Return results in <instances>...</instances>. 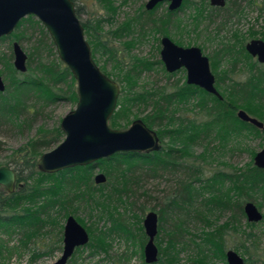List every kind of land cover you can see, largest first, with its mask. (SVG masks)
Listing matches in <instances>:
<instances>
[{
  "label": "trees",
  "instance_id": "16d2710c",
  "mask_svg": "<svg viewBox=\"0 0 264 264\" xmlns=\"http://www.w3.org/2000/svg\"><path fill=\"white\" fill-rule=\"evenodd\" d=\"M72 1L75 4V0ZM101 1L105 2L111 14L115 12L109 0ZM161 4H157L152 10L141 9L136 15L126 17L110 34L114 39L126 38L123 41L126 44L139 42L147 33L152 37L156 35L153 39H156L159 51L160 35L169 36L171 28L184 32L186 24L182 23L178 11L185 7L193 10L189 17L193 31H196L202 24L204 27L214 24L219 19V11L224 9L211 6L209 0H200L198 3L184 0L178 10H165L157 16L155 12ZM75 9L80 19L81 7L75 4ZM80 21L93 58L98 53L107 55L108 59L115 61L114 66L120 73L117 78L120 95L108 120L109 126L119 128L121 123H128L130 117L135 118L138 112L146 111L142 120L148 127H156L161 147L158 151L148 153L117 152L94 164L45 173L37 169V159L42 154V149L60 142L63 132L59 126L41 130L36 137L14 149L6 165L2 166L10 167L12 164L16 180L12 192L0 186V230L9 234L20 233V242L26 246L33 238L45 234L47 227L57 225L59 217L73 215L89 233V241L86 245L77 247L71 257L85 248L107 252V239H112L114 234L126 238L132 235L126 216L118 211V207L123 205L127 208L132 205L128 198L135 194L145 178L170 173L177 175L172 195H168L157 206L158 209L156 206L150 208L158 214L155 243L159 253L156 263L178 262V253L189 245L185 235L189 234L187 227L190 221L200 220L206 222L207 227L214 226L208 220L213 212H230L227 222L201 234L202 243L196 244V254L189 257L194 264H204L211 257L219 258L226 264L224 234L227 229L236 230L240 219L246 218L243 212L245 201L251 200L261 208L264 201V168H258L250 161L246 168L216 170L205 176L202 164L197 160L205 162L212 156L209 152L212 140L218 141L219 149L226 148L232 140L251 135L261 137V144H264V128L261 130L249 122L241 121L236 115L238 109H244L264 123V65L245 50L242 41L238 48L235 45H224L209 56L211 70L215 75V86L221 99L196 85L187 84L184 78L180 84H151L147 87L146 82L139 84L143 71L157 67L166 78L174 74L166 72L160 58L149 60L145 57H134L130 64L121 63L118 50L108 45L107 40L100 34L99 19L94 23ZM226 21L227 17L218 23L217 28ZM8 40L19 43L29 41L30 45L26 52L24 72L14 68L12 53L0 55L2 73H5V89L0 91V135L13 129L29 128L33 119L47 104L59 99H70L76 103L78 100L74 77L59 59L47 30L35 16L22 18L10 35L0 38V42ZM174 42L184 44L180 38ZM241 59L247 66L244 73L246 76L236 79L232 74ZM223 62H227V66L219 72V66ZM175 72L184 74L185 69ZM186 110H197L205 118L197 120L187 115ZM195 145H202L203 153L190 160V149ZM99 172L105 175L106 180L97 184L95 176ZM77 209L86 211V215L93 222L87 224L83 218L78 217ZM95 211L98 214L94 215ZM95 217L97 220L106 218L111 225L105 230L98 229V221L93 220ZM130 217L137 218L138 223L143 220L134 214ZM246 225L252 228L255 223L246 221ZM138 231L144 245L147 237L142 224H139ZM62 238L58 239V244L47 245L42 253L50 254L61 249ZM257 240L256 234L246 232L241 247L234 248L246 255L244 264L257 261ZM2 247L0 243V253L4 249ZM70 261L71 258L67 263Z\"/></svg>",
  "mask_w": 264,
  "mask_h": 264
},
{
  "label": "rangeland",
  "instance_id": "374dc122",
  "mask_svg": "<svg viewBox=\"0 0 264 264\" xmlns=\"http://www.w3.org/2000/svg\"><path fill=\"white\" fill-rule=\"evenodd\" d=\"M109 1L113 8H115V12L112 14L110 13L109 8H107V5H105V2L101 0H75V4L81 7L80 20H88L94 23L99 19L100 34H102L103 38L107 40L108 45H112L118 50L119 53L117 55L121 63L130 64L133 62L134 57H145L149 60L159 59L160 54L159 51H157L156 39H153L156 35H153L152 37L147 33L140 39L139 42L137 41L133 42V44H126L123 43L126 38L114 39L110 34V31L115 29L122 21L125 20L126 17L136 15L141 9L146 10L144 5L147 0ZM194 1L198 3L200 0ZM232 2L235 3L233 4ZM167 5L168 2H162V4L157 7L155 15L158 16L164 13L165 10H168ZM189 9L191 8L185 7L182 11H178L182 23L186 24L185 29L183 28L184 32L181 33V31L171 28L169 37L173 41L180 38L184 43L182 46L185 47H200L203 54L208 57L214 52V50L221 48L224 45H235V47L238 48L242 41L246 44V42L252 38L264 40V0H227L224 9L219 11V19L208 27H204V24H202L196 31H193V24L189 17V14H191L193 10ZM226 17V23L217 28L218 23L226 19ZM135 35H137V33ZM160 37L161 35L159 36V40ZM187 43H190V45H186ZM19 44L25 52H28L30 45L29 41H24ZM2 53H12V41L10 42L8 40L0 42V55ZM93 59L104 74L118 82L117 78L120 77V73L114 66V60L108 59L107 55L101 53L96 54ZM226 66L227 62H223L222 65L219 66V72H221V69H224ZM154 67H156V65H154ZM246 67L247 66L244 65V60H239L235 66V72L232 76L236 79L245 78L246 75L244 73ZM2 71L3 64L0 62V75L4 79L5 73H2ZM171 74H174V76L166 78L163 72L157 67L149 71H143L140 75L139 84L146 82L147 87L151 84H155L156 86H162L164 84L171 85L174 83L180 84L183 78H186V73L183 74L182 72H175ZM63 88H66V86ZM75 106L76 102H73L70 99H59L54 103L43 106L41 113L33 119L29 128H24L22 130L13 129L7 133H1L0 166L2 167L6 165L14 149L22 144H25L31 138L36 137L41 130L52 129L56 126L60 127L62 117L68 111L74 109ZM186 113L189 116L195 117L197 120H203L205 118L204 114L197 112V110H186ZM145 114L146 111L138 112V115L135 116V118L130 117L128 123H121V127H119V129H126L134 119H142V116ZM152 129L156 130V127ZM63 138L64 134L61 137L60 142ZM261 141V137L251 135L245 138L232 140L226 148L219 149L217 147L218 141L212 140L210 144L211 149L209 151L212 156H209L205 162H201L200 159H198L197 162L202 164V170L205 176H209L216 170L231 171L236 168H246L250 161L253 162V157L256 152L264 145L261 144ZM59 143H53L48 148L42 149L41 152L43 153L49 151ZM190 153V160H193L192 158H195V156H199L203 153V146H193L190 149ZM11 166L12 164H10V167ZM176 178L177 175L170 173H162L159 177L145 178L140 183V187L137 188L135 194H131L128 198V202H131L129 204L132 205L127 206V208L123 205L118 207V211L121 212V214H125L127 219L126 222L128 223V227L134 238L132 235H129L126 238V236H117L114 234L112 239H107V243L109 245L107 252H103L99 249L94 251L90 248H85L76 252L73 258L70 257L71 261L69 264H145L143 251L144 245H142L138 231V226L139 224H142L143 220L141 223H138L136 221L137 218H131L130 215L132 216L134 214L138 218H143L146 212L150 211L151 207L156 206V209H158L157 206L164 202L168 195H172ZM199 206L202 207V205ZM260 210L263 217L259 222H256L252 228L246 225L247 219L243 217L237 224L238 226H236V230L227 229L224 234L226 249H234L236 246L241 247L246 232L256 234L258 237V240L255 243V246L257 247L255 250L257 254L255 258L257 261L255 263L246 262L245 264H264V201H262ZM76 213L77 216L83 218L87 224L93 222L91 218H88L86 211L83 209H77ZM93 213L94 215L98 214L96 211ZM229 214L230 212H223L221 214L213 212L212 215H208V220L214 223V226L209 227L206 226V222L200 220L190 221L187 227L189 234L185 235L186 240H189L186 241L189 245L186 249L178 253L177 257L179 260L176 264H194L190 261L189 257L196 254V244L202 243L203 235L201 234L205 231H211L216 226L223 225L229 220ZM94 219L98 221L96 224L98 229L100 228L101 230H105L111 225L106 218L97 220V217H95L93 220ZM58 222L59 223L55 226L47 227L45 230L46 232L44 231L45 234L38 235L33 238L27 242L26 246H23L20 242L22 237L20 233L9 234L5 233L1 229L0 243L3 245L4 249H1L2 253H0V264H51L61 254L63 247L62 241L60 242L61 249H56L50 254L42 252L45 251L47 245L58 244V239L63 237L65 218L59 217ZM160 236H163V234H160ZM162 245L164 246L165 243L163 242ZM238 254L246 259V255H242L239 251ZM204 264L225 263L219 258L211 257Z\"/></svg>",
  "mask_w": 264,
  "mask_h": 264
},
{
  "label": "water",
  "instance_id": "95a60500",
  "mask_svg": "<svg viewBox=\"0 0 264 264\" xmlns=\"http://www.w3.org/2000/svg\"><path fill=\"white\" fill-rule=\"evenodd\" d=\"M184 0H147L144 8L152 10L157 4L168 2L169 11L178 10ZM227 0H209L215 7H224ZM35 16L47 30L53 41L59 59L68 67L76 81L77 103L60 121L63 140L53 149L43 152L36 162L39 171L54 173L75 166L90 165L117 152H152L161 147L156 131L148 127L141 118L134 119L126 129L112 128L108 124L120 93L119 84L104 74L93 59L91 46L85 38L84 28L77 17L72 0H0V38L10 35L18 22L28 16ZM160 60L166 72L185 69L186 83L196 85L221 99L215 86V75L211 70L209 57L198 46H182L169 36L160 37ZM245 50L264 65V40L252 38L245 44ZM13 66L26 70L27 54L18 41L12 42ZM5 83L0 75V91ZM237 117L244 122L263 129L264 123L238 109ZM253 163L264 168V145L256 152ZM16 173L12 167H0V186L6 191L14 190ZM106 177L99 172L97 184ZM243 212L247 221L259 222L263 215L257 205L245 201ZM147 240L144 244V261L154 264L158 260L155 237L158 233V214L146 212L142 221ZM89 233L73 215L65 218L63 226L62 251L51 264H67L77 247L86 245ZM227 264H244V258L234 249L225 252Z\"/></svg>",
  "mask_w": 264,
  "mask_h": 264
},
{
  "label": "flooded vegetation",
  "instance_id": "af4514ba",
  "mask_svg": "<svg viewBox=\"0 0 264 264\" xmlns=\"http://www.w3.org/2000/svg\"><path fill=\"white\" fill-rule=\"evenodd\" d=\"M160 41V40H159ZM256 58V57H255Z\"/></svg>",
  "mask_w": 264,
  "mask_h": 264
}]
</instances>
